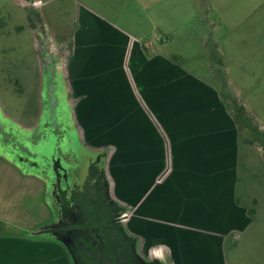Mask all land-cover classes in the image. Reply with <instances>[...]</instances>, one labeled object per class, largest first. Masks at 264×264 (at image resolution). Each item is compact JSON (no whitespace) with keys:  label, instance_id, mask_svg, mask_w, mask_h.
I'll return each mask as SVG.
<instances>
[{"label":"crops","instance_id":"1","mask_svg":"<svg viewBox=\"0 0 264 264\" xmlns=\"http://www.w3.org/2000/svg\"><path fill=\"white\" fill-rule=\"evenodd\" d=\"M147 34L80 4L72 41L54 47L82 140L109 153L113 195L134 213L128 233L143 257L164 264H264L257 171L246 165L253 145L220 90ZM36 195L44 205L37 222ZM53 220L45 179L0 156V264H72L60 243L30 237ZM233 234L245 244L228 251Z\"/></svg>","mask_w":264,"mask_h":264},{"label":"rangeland","instance_id":"2","mask_svg":"<svg viewBox=\"0 0 264 264\" xmlns=\"http://www.w3.org/2000/svg\"><path fill=\"white\" fill-rule=\"evenodd\" d=\"M80 4L124 28L146 31L145 42L167 46L188 70L224 94L229 110L234 100L245 106L247 117L264 132V0H0V127L15 139L9 145L0 142V155L15 161L23 173H44L47 162L52 165L62 156L65 164L64 155L83 150L60 65L62 54L54 48L72 41ZM212 53L220 54L223 66L211 59ZM37 121L38 129H22ZM55 122L61 131L68 129L66 140L59 139ZM239 130L249 143L247 127L241 124ZM34 137L40 138L39 145ZM15 145L27 148L33 158L14 150ZM248 150L246 165L257 171L255 227L262 234L264 150L256 145ZM48 170L55 175L53 166ZM34 200L37 222L43 195ZM132 214L130 210L127 216ZM239 240L237 234L230 236L227 250L240 249L245 243Z\"/></svg>","mask_w":264,"mask_h":264},{"label":"water","instance_id":"3","mask_svg":"<svg viewBox=\"0 0 264 264\" xmlns=\"http://www.w3.org/2000/svg\"><path fill=\"white\" fill-rule=\"evenodd\" d=\"M36 141V145L41 142ZM4 158L17 166L15 161ZM96 163L102 166L95 173L90 168L83 170L84 182L73 185V188L68 184L64 190L61 189L60 176L64 174L67 184L69 174L63 167H53L57 177L55 190L61 197L56 199L57 203L47 174H32L45 179L54 220L31 233L30 237L49 238L60 243L67 250L72 264H164L159 257L146 259L139 253L137 239L125 226L128 216L112 194L106 156L100 153ZM70 173L77 177L82 173L81 166H73Z\"/></svg>","mask_w":264,"mask_h":264},{"label":"flooded vegetation","instance_id":"4","mask_svg":"<svg viewBox=\"0 0 264 264\" xmlns=\"http://www.w3.org/2000/svg\"><path fill=\"white\" fill-rule=\"evenodd\" d=\"M52 126H53V129H55L57 135L60 136L59 139L60 140L61 139L66 140V138H67L66 131H68V129L66 128L65 131H61L62 128L59 125H57L56 122L53 123ZM38 138L39 137H34V140L35 139L37 140ZM68 138H69L68 143H70L69 146L72 147V139H71V137H68ZM79 138H80L79 143H81L80 146H82V148H83V150L81 149V152H79V150H77L76 153L70 152V154L64 155L65 156V164H64V161L62 159V156H61L60 160L53 161L52 165L49 162H47L49 165H47L46 173L44 172V176L47 174L48 180L51 183L52 194L55 197L54 200L56 201V203H57L56 199L61 198L59 196V194L57 193V191L55 190V189H57V177H56V175L48 176L49 175L48 167H50V166L54 167L55 166V167H58L60 169H61V167H63L65 170H67V172L69 174L67 184L63 178L64 174H62L60 176L61 189L64 190L67 188L68 184L72 185V188H73V185L84 182L83 170H87V168H90L95 173V170L102 166V164L96 163V158L100 153H103V152H99V151H95V150L90 149L89 147H87L85 145L84 141L82 140L81 135ZM0 142H3L5 144L9 145L10 143L15 142V139H14L13 135H11V136L4 135L3 129L0 127ZM15 148L17 150H22L24 152H27V154H29V156L31 155L29 153V151H27V148H24L23 146L19 147L18 145H15L13 149L16 150ZM86 154H89V155H86ZM77 165L81 166L82 173L79 174L77 177L72 176L70 173L71 169L73 166H77ZM106 169H107V163H106Z\"/></svg>","mask_w":264,"mask_h":264},{"label":"trees","instance_id":"5","mask_svg":"<svg viewBox=\"0 0 264 264\" xmlns=\"http://www.w3.org/2000/svg\"><path fill=\"white\" fill-rule=\"evenodd\" d=\"M210 57H211V59L213 58V61L216 62V64H218L219 66L224 65L223 58L220 56V54L218 55V54L212 53V55H210ZM172 60L174 62H179V60H181V59L177 56H174V57H172ZM224 86H226V83H224ZM221 94H222V92H221ZM222 96L225 100L224 94H222ZM228 109H229V107H228ZM230 111L234 117L236 124L238 126H240L241 124L245 125L247 127L248 131L250 132L251 137L248 138L249 143L252 145L259 146L260 148H262L264 150V132L260 131L257 127H255L254 124L252 123V121L247 117V110H246L245 106L240 105L237 100H234L232 110H230ZM103 153L106 156V163H107L108 158H109V153L107 151H105ZM110 184L112 186L111 181H110ZM112 194H113V189H112ZM119 204L126 214H128L130 212V208L124 206L121 203H119ZM252 214H255V212L252 211Z\"/></svg>","mask_w":264,"mask_h":264}]
</instances>
